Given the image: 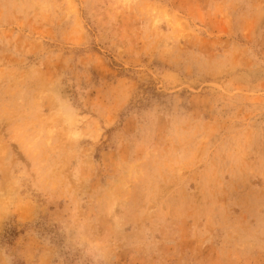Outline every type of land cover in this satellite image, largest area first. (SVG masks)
<instances>
[{"label": "rangeland", "instance_id": "374dc122", "mask_svg": "<svg viewBox=\"0 0 264 264\" xmlns=\"http://www.w3.org/2000/svg\"><path fill=\"white\" fill-rule=\"evenodd\" d=\"M0 264H264V0H0Z\"/></svg>", "mask_w": 264, "mask_h": 264}]
</instances>
